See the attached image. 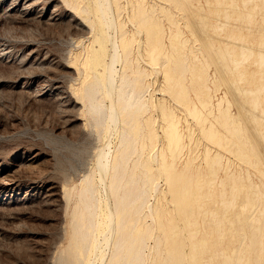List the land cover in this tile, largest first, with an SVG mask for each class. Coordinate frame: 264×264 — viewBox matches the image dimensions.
<instances>
[{
	"label": "bare ground",
	"instance_id": "1",
	"mask_svg": "<svg viewBox=\"0 0 264 264\" xmlns=\"http://www.w3.org/2000/svg\"><path fill=\"white\" fill-rule=\"evenodd\" d=\"M143 1L129 0V2H135L130 4L129 18L138 28L143 29L145 39L142 40L146 43L144 45H146L147 60L161 67L162 76L160 77L164 85L158 90H163L164 94L167 93L170 96L172 103L179 107L175 109H181V112L184 111L191 116L189 119L196 121L197 130L201 135L203 134L202 137L206 136L205 139L215 146L213 150V147L200 143L205 145L201 155V165L188 173H186V167L190 166L197 154L193 152V146H196L197 139L199 140L200 137L196 134L199 137L195 138L194 125L196 124L182 128L177 117L178 113L172 109L171 105L168 106V100L164 101L160 98L162 101H158V97L156 98L158 102L155 99L156 103L153 97L145 98L150 82L145 83L144 79L148 72L151 75V71L143 69V66L141 69H136L139 68L137 62L132 60L136 62L134 66L128 58L133 33H128L124 29L123 22L116 21L114 18L112 8L115 7L116 15H120L117 0H69L71 8H63L64 10L56 5L50 8L38 6V0H13L4 11L2 10L5 15L20 16L23 19L33 14L38 18L47 14L45 21L51 24L56 22L55 25L63 21L67 12H72L74 14H69L66 22L76 26L74 29L76 34H87V29L92 33L89 46L83 47V49L86 48L84 54H79L78 52L82 50L77 49L78 52H73L77 54L64 64L65 68L70 69L71 72L74 71L73 79L79 81L78 88H73L72 93L88 101V112L91 113L89 116H92L94 128L96 127L103 136L102 145L107 146V150L101 149L96 156L97 173L95 174L98 178L91 170L92 174L85 175L86 178L78 191L76 190L77 200L74 206L72 205V214L70 212L71 217H69L72 221L70 242L67 243L72 247V250L69 249L72 252L71 255L73 254L71 257L75 258H71L72 262L76 260L79 264H91L86 263L85 260L88 262L89 255H93L94 264H143V262L165 264L167 260L161 257L157 260L148 259L150 261L146 262L147 239L152 237L155 250L153 252L156 254L159 248L163 249L164 242L169 264H184L186 262L184 258L188 259L190 264H264V189L261 188L264 182L253 181L248 169H245L244 174L243 169L234 170L232 166V164H250L257 171L264 173V170L260 169L264 164V159L260 156L264 151V2L206 0L205 3L188 2L186 6L176 2L175 7L180 9L184 7L187 10L184 14L182 13L183 15L181 14L182 26L187 30L186 34L181 26L177 27L178 24L174 23L176 21L171 19L174 16L172 10L168 6L159 5L161 13L173 21L174 26L177 25L168 35L169 41L166 44L164 34L166 32L162 28L164 26L159 25L161 21L156 14V7L153 4H148L149 8L145 7L142 5ZM170 24L173 25L171 22ZM107 26L113 29L114 35H107ZM116 29L119 31L118 34ZM135 29L137 30L136 27ZM137 33L139 35V32ZM114 37L119 43L114 41ZM191 40L193 43L198 42V47L192 49ZM9 44L0 42L1 55H9L11 51ZM107 44L112 46L113 52L109 53ZM141 50H137L138 53ZM205 51L208 55L204 53ZM106 57L109 61L105 60ZM33 58L35 60L37 57ZM116 61L120 62L122 67H119L120 72L114 67ZM211 63L213 68L210 67ZM139 64L141 65V62ZM188 75L189 81L191 80L189 83L185 81ZM153 82L155 83L154 80ZM51 85L58 90L61 84L52 80ZM70 85L69 83V87ZM221 85L230 92L233 104L238 108L239 116L232 111L231 102L226 101L225 92L213 103L215 93L219 91ZM22 86H24L23 83ZM48 91V88L43 87L38 95L48 96ZM224 101L228 103L227 106ZM75 102L77 103L78 100L76 99ZM148 106L156 109L158 119L163 124L161 135L156 133L159 129L155 131L157 118L150 114L142 115ZM212 106L215 108L212 109ZM142 116L144 117L140 120ZM182 119L185 120V118ZM189 119L187 118V121ZM111 127L115 131V138L119 137L116 139L119 143L115 149L117 151L116 154L114 153L115 156L114 154L110 156L111 150L108 146ZM156 137H159L158 150L153 151V147H150L152 150L149 148L145 157L140 159L139 147L143 148L146 141L149 146L154 140L157 143ZM185 138L188 140L187 143ZM184 148L187 149L186 153L183 152ZM184 154L185 157L183 156L184 160L182 159L181 163L180 157ZM261 155L264 156V154ZM154 160L157 161V171L152 168ZM157 175L168 186L167 196L170 197L173 205L171 215L166 222L162 220L157 207L153 208L146 201L147 192L152 190L153 193L157 189ZM0 179L3 180L6 177L1 176ZM214 183L215 186L219 183L221 190L225 192H222L223 196L220 200L215 199L214 203L203 211L202 206L206 201L200 197L204 192V185H207L208 192L212 193L210 191ZM226 184H228L227 188ZM165 185L163 186L166 187ZM27 187H31L29 191H32L35 186L31 183ZM50 187L48 188H53V186ZM65 188L62 185L57 191L58 194L53 191L48 194H57L59 197L60 192L62 198L67 199L69 194ZM14 189L15 192L6 196L7 199L3 194L0 202H7L9 199L20 201L28 197L27 191H24L23 196L20 197L17 193L18 184ZM226 192L229 196L224 195ZM248 197H252L250 199L253 201ZM224 201H227L228 205ZM256 209H259V213H256ZM202 212L204 216L210 212V218L205 219L203 216L198 219V215ZM175 215L180 217L181 222L175 221ZM147 217L155 220L154 225L156 229L161 230L159 231L162 235L151 231ZM184 227H188L189 231L186 257L178 238L179 229ZM198 231L201 235L196 237ZM236 232L239 234L236 235ZM101 245L108 249L106 253L104 248L100 247Z\"/></svg>",
	"mask_w": 264,
	"mask_h": 264
},
{
	"label": "rangeland",
	"instance_id": "2",
	"mask_svg": "<svg viewBox=\"0 0 264 264\" xmlns=\"http://www.w3.org/2000/svg\"><path fill=\"white\" fill-rule=\"evenodd\" d=\"M11 1L13 0H0V6H1L0 7V42H7L10 43L9 45H11L10 47L11 51L9 52L8 56H6L5 54L1 55L2 45H0V178L1 176L2 178L6 177V179L3 180L0 179V197H2L3 194H5L4 198L7 199L6 198L7 195L15 192L14 187L17 184L19 187L17 193L20 195V197L23 196L22 194L24 193V191H27L26 196L28 197L20 201L14 200L15 202L11 199H9V201L7 202H0V264H76V263L79 264L76 260H75L76 262L74 260L72 262V259H75L74 257H71L73 254L71 255L72 252L69 251V249L72 250V247L70 246V244H67L70 242V234H71L70 230L72 227L71 225L72 221L70 220L69 217H71L70 215L72 214L71 212L72 205L74 206L77 200L76 193L80 188L79 186H81L84 179L86 178L87 174L90 175L94 173L95 177L98 178L97 177L98 175L95 174L97 173V169L95 168L96 158H97L96 156L101 149L107 150V146L102 145L103 136L100 134V131L96 129V127L94 128L93 121L91 119L92 116L91 117L89 116L91 115V113L88 112L89 111L88 101L86 99L82 100L75 95L76 93H72L73 88L76 87L78 88L79 81L77 79H73L75 77L74 71L71 72L70 69L65 68L64 64L68 63V61L75 56L74 54H77V53H73L74 51L76 52L77 49L82 50L81 52H78L79 50L77 51L79 54L80 53L84 54L86 48H84L85 49L84 50L83 47L89 46L90 44L89 40L91 41L92 33L90 30L87 29L86 32L87 34H82V35L76 34L74 30L76 26L70 25L69 22H66L68 16L74 14L72 12L71 13L67 12L66 15L64 16L63 21L57 22L56 25H55L56 22L54 24L53 23L51 24L50 22L48 23L47 21H45L47 14L39 18L33 13L32 14L36 17H34L33 15L29 17L28 16L24 17L25 19H23V17L20 16L10 17L2 12L4 11L5 7H7L11 3ZM117 1H118V5L120 6V12H119L120 15L119 16L116 15V8L114 7L112 8L113 10L112 12L115 15L114 18L116 21L123 22L122 24L124 25V29H126L128 33L131 32L133 33L132 34L133 40L130 44L131 48L128 58L131 61L133 60L137 62V67L139 68L136 69H141L143 66V69L145 68L147 71H151V75H149L150 73L148 72V74L145 76L144 79L145 83L150 82L148 83V91L145 92V98L149 99L148 97H153V101H155V99L158 97H159L158 101L161 100L160 98H162V100L164 101L168 100L167 101L168 106L171 105L172 109H174L175 112L178 113L177 117L179 118L180 125L182 126V128H184V126L186 127V125L190 127L192 124H196L195 120L194 122L193 119L192 121L191 119H189L191 118V116L187 115V113H185L184 111L181 112V109H175L179 107H176L177 105H175L174 102L172 103L170 96L167 93H165L166 94L165 95L163 93V90L160 91V89L163 88L161 86L164 85L163 79L160 77L162 76L161 67L159 64L155 65L154 63L149 62L147 60V57L145 55L146 45H144L146 43L145 41L143 42V40L145 39L143 29L138 28V26H136V24L133 23V21H131L129 18L130 4L135 2H129V0H117ZM172 1L144 0L142 2V5H144L145 7L149 8L148 4L149 5L153 4V6L156 7L155 9L156 14L159 16L158 19L162 22V24L159 20L158 23L160 22L159 23L160 27L164 26L162 28L163 30L165 29L166 32L164 33L166 36L165 37L166 44H168L169 41L167 40L168 35H170L171 31L175 30L174 28L177 26V25L174 26V23L178 24L177 27L181 26V29L184 32V34L187 33V30L182 26L183 22H181L183 21V16H181V14L182 13L184 14L187 10L184 9V7H182L183 9L175 7L174 3L181 2L180 4L186 6L188 2L196 4L198 2L205 3L206 0H193V2L192 0L191 1L174 0V2ZM224 1H230V0H224ZM238 2H241V0H238ZM254 2L262 3L264 2V0H255ZM41 5L46 6L48 8L52 7L53 5L58 6L60 9L71 8V3H69V0H56V1L38 0V6ZM159 5L168 6L169 9L172 10L174 15L171 19L173 21L175 20L176 22L173 23V21L169 20L164 14H162L160 9L158 8ZM90 17L92 19V16ZM153 17L155 20L156 19L155 16ZM166 18L169 20V22ZM175 18L176 19L178 18L179 20L177 19L178 20L177 21ZM170 22L173 24L172 26ZM167 26L169 28H166ZM135 27L137 28L138 31L135 29ZM117 31L118 30L116 29V33L118 34L119 31L118 32ZM106 32H108L107 35L109 36L114 35V31L112 28H110V26L106 27ZM137 32H139V35ZM141 32L143 33V35ZM71 37L74 38V40ZM79 40L81 42H79ZM76 41L79 42V44ZM114 41L116 43L118 42L116 38L114 39ZM190 43H191L190 45H192V49L193 48L195 49L196 46L198 47L199 45L198 42L193 43L192 40L190 41ZM83 44H85L86 46ZM109 44H107V49L108 51H110L109 53H111L113 52V50H111L113 48ZM140 45L144 46V48H142V46ZM137 47L139 48L137 49ZM28 50L30 52H28ZM137 50H141L139 51L140 53H138ZM168 50L170 51V49ZM142 51L144 52V54ZM119 53L121 54L120 49H119ZM135 53L136 56H134ZM204 53L208 55L206 51ZM35 56L37 58H35L34 60L33 57ZM21 58H23L22 61ZM105 60L109 61L108 57H106ZM133 61H132V65H134V63L136 65V62ZM140 62L141 65L139 64ZM153 64L155 66H153ZM134 66H132L133 70H134ZM114 67L118 71L120 68H122L120 62L118 63L117 61L114 62ZM210 67L213 68V65ZM153 70L156 73L152 74V72H154ZM148 75L150 77H148ZM13 79L14 81H12ZM189 79L190 77L188 75L185 81L187 80L186 82L189 83L191 81V80L189 81ZM52 80H56L59 83V85L61 84L58 90L54 89L53 85L50 86ZM153 80L155 81V83L153 82ZM22 83L24 86H22ZM69 83L71 84L70 87H69ZM43 87L49 89L48 96L45 95L46 97L44 95H42L43 97L41 95H38V93L41 91ZM158 88L160 89L158 90ZM218 90L219 91H216L215 93L216 98L215 97L213 98V103H215L217 98H219L225 92L226 101L228 103L231 102L230 107L232 108V111H235L236 116H239L240 114L237 115L238 108L233 104V100L232 97L230 96V92H227V89L223 85H221L220 89ZM75 91L78 93L77 90ZM151 93H153L152 96ZM76 99L78 100V102L80 100V102L76 103L75 102ZM228 103L224 101L225 105ZM172 104L175 105L174 108H173L174 105L172 106ZM214 108L215 107H213L212 109ZM148 114L152 116L154 115L153 117L157 118L156 121L157 124L160 122V120L158 119V113L154 107L148 106V109L146 110V112H143L142 115L145 116ZM144 116L140 117V120H142ZM182 118H185V120ZM187 118L189 119L188 121ZM157 124L155 125L156 128L155 131L159 129L158 131H156V133L158 132L157 134L159 135L160 133L161 135L163 124L161 122L159 125ZM194 127L192 126L193 130L195 131L194 132L195 138L196 137L198 138L199 136L197 135H200L199 140L196 138L197 142L195 144L196 146L197 144H199L198 145L199 147L197 146L198 147L197 149L196 146H193L194 147L193 152L195 151V153L197 154L196 155L195 153L193 154L195 155V158L192 160L190 166L186 167V173L194 170L196 166L201 165L200 164L202 160L201 155L205 145L204 146L200 145V143L201 144L204 143L209 147L211 146L213 147L212 149L215 150L214 149L215 146L212 145V143L210 144L209 140L205 139L206 136H204L203 138L202 137L203 134L201 135V133H199L200 131L197 130L198 125L196 124V126L194 125ZM113 131L114 129L111 127L110 132L112 134L109 132L110 137L108 144L111 150L110 156H112L114 153L116 154L117 151H115V149H117L118 146L117 143H119L118 142L119 140H117L116 142V139L119 137L115 138L116 137L115 131L114 133ZM186 138L185 141L187 143L188 140ZM154 141L150 143V146L148 141H146L144 142L145 146L143 145V148L139 147L138 154L140 159L144 158L147 152L149 150H152L151 149L152 147H153V151L158 150L159 137H156L157 143ZM200 147L202 148L199 149ZM183 150L184 153L187 152L186 148H184ZM262 152L261 154H264ZM222 153L225 154V152ZM261 154L260 156L262 157V159H264V156H262ZM183 156L185 157V154L182 155V157H180L181 163L184 160ZM179 160L178 163H180ZM194 161L197 163H195ZM194 163L196 165H194ZM152 164H154L152 165L153 170L157 171V161L155 160L152 161ZM240 165L232 164V166L235 168L234 170L243 169L242 172H244V174L246 172L245 169L246 170L248 169L247 171L251 174V179L253 181L257 183H260L261 181L264 182V173L257 171L250 164L246 165L245 163H243L241 167ZM92 167L94 168L92 169ZM260 169L264 170V164H262ZM12 172L14 175L12 174ZM156 180L155 182L158 185L157 189L154 191L155 193L154 192L152 193V190H149L147 192L146 201L149 202L153 208L157 207L156 209L159 210L162 220L166 222L173 210L172 207L173 205L170 200V197L167 196V193L169 194V188L167 185L164 184L163 179L160 176L157 175ZM31 183L35 187L32 191H29L31 187L29 188L27 187V185ZM62 185H64V188L67 187L65 188L68 190V194H69L67 199L64 197L63 199L60 192H59V197H57L58 194L57 191L58 189H60V187H62ZM163 185H165L166 187H164ZM50 186H53V188L50 189L51 188ZM225 187L227 188L228 184H226ZM164 188H166L165 189L166 191L164 190ZM261 188L264 189V185H262ZM203 189L204 192L200 197L201 199H204L206 201L205 204L202 206L203 211L205 210L204 208H208L209 205L214 203L213 201H215V199L220 200L221 199L220 197L223 196L222 192H225L221 190L222 187L221 185H219V183L216 186L214 183V187L211 188L210 191L212 193L208 192L207 185H204ZM160 190H162L161 193ZM51 191L56 192L57 194L49 195ZM162 194H164V196ZM73 195L75 196L73 199H71ZM224 195L229 196L227 192L224 193ZM161 196L164 197L165 199L162 198ZM60 197H61V201H60ZM224 202H226L225 204L228 205L227 201ZM164 209H166V211H164ZM258 210L256 209V213L258 212ZM203 216L204 215L202 212V214L198 215V219L199 217L201 218ZM204 217L205 219L210 218V212H207V214H205ZM174 219L176 222L178 221L181 222L179 216L175 215ZM146 220L147 223L150 224L151 231L154 234L162 235V232H160L161 230L159 228H157L158 229L157 230L156 226L154 225L155 220H151L148 217L146 218ZM191 226H193V224H191ZM238 234L239 232L236 235ZM199 235H201L200 231L196 233V237H198ZM188 236H189L188 227L179 229L178 238H180L179 242L180 244H182V248L185 250V251L183 250L184 257H186V250L188 249V244H189ZM147 241H148L147 242L148 246L145 248L146 249L145 251L148 254L147 256L148 258H146L147 263L153 258L154 260H157L160 257L169 261L167 259V250L163 241H162L163 247L161 246L162 244L160 245L163 249L159 248V252L157 254L154 253L155 250L152 245L153 238L151 237L147 239ZM186 243L188 244L186 245ZM100 247H102V249L104 248L102 245ZM164 249H165V253H164ZM106 250L108 251V249L105 247L104 248L105 253L107 252ZM160 252L163 254L161 255ZM164 254L166 255L164 256ZM92 257L94 256L89 255L88 262L87 260H85V262L94 264L95 259ZM148 259L150 260L148 261ZM185 259L186 258H184V261L186 262L184 263L183 260L182 262L184 264H190L188 259L186 260ZM91 260H93V262ZM166 260H164V262ZM167 261L165 262V264H167ZM169 263L170 261L168 262V264ZM143 264L146 263L143 262Z\"/></svg>",
	"mask_w": 264,
	"mask_h": 264
}]
</instances>
